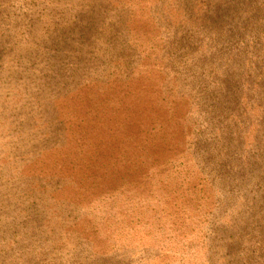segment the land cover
<instances>
[{"label":"rangeland","instance_id":"rangeland-1","mask_svg":"<svg viewBox=\"0 0 264 264\" xmlns=\"http://www.w3.org/2000/svg\"><path fill=\"white\" fill-rule=\"evenodd\" d=\"M177 1L0 0V264H264L256 110L222 167L224 48Z\"/></svg>","mask_w":264,"mask_h":264},{"label":"trees","instance_id":"trees-1","mask_svg":"<svg viewBox=\"0 0 264 264\" xmlns=\"http://www.w3.org/2000/svg\"><path fill=\"white\" fill-rule=\"evenodd\" d=\"M171 9L176 15L174 22L169 12L163 18L168 29L170 23L187 31L197 26L207 31L214 46L219 44L224 48L225 79L207 99L211 98L210 105L217 109L228 108L225 109L228 122L223 124L224 131L218 132L220 136L214 144L221 141L219 147L224 149L218 163L237 169V165L228 160V146L222 143L232 134L238 142L247 136L253 109L257 123L252 139L256 143L264 140V0H178L168 11ZM182 30L172 34L173 37L180 34L175 46L180 45ZM250 159L252 156L246 157L244 163L253 165ZM259 215L264 222L263 214Z\"/></svg>","mask_w":264,"mask_h":264}]
</instances>
